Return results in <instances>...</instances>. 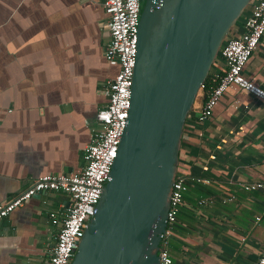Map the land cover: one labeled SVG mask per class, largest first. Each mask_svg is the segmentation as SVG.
<instances>
[{
    "label": "crops",
    "instance_id": "1",
    "mask_svg": "<svg viewBox=\"0 0 264 264\" xmlns=\"http://www.w3.org/2000/svg\"><path fill=\"white\" fill-rule=\"evenodd\" d=\"M244 18L231 35L243 32ZM107 20L99 0H0V202L43 174L84 167L118 69L103 55ZM223 70L217 57L210 74ZM243 73L264 89V35ZM177 170L212 181L188 186L169 244L173 264H253L264 245V102L230 85L211 117L185 121ZM243 182L262 185L244 190ZM68 202L49 191L2 218L0 264H46L56 231L49 211Z\"/></svg>",
    "mask_w": 264,
    "mask_h": 264
},
{
    "label": "water",
    "instance_id": "2",
    "mask_svg": "<svg viewBox=\"0 0 264 264\" xmlns=\"http://www.w3.org/2000/svg\"><path fill=\"white\" fill-rule=\"evenodd\" d=\"M251 1H144L128 123L70 264H159L187 115Z\"/></svg>",
    "mask_w": 264,
    "mask_h": 264
},
{
    "label": "built area",
    "instance_id": "3",
    "mask_svg": "<svg viewBox=\"0 0 264 264\" xmlns=\"http://www.w3.org/2000/svg\"><path fill=\"white\" fill-rule=\"evenodd\" d=\"M99 2L108 16L106 26L109 41L103 55L109 65L118 69L104 90L107 102L95 113L97 128L93 130L91 142L84 149L85 165L76 173L43 174L16 195L0 202L1 220L39 192L61 191L68 194V205L49 211L56 231L48 250L49 258L46 264L71 263L89 217L94 213L102 187L109 178L123 130L128 123L141 0ZM243 15V32L239 35H228L218 52L217 57L224 61V70L215 76L209 73L212 83H201L199 89L203 92V102L201 105L193 104L186 120L194 117L197 121H204L211 117L221 96L230 85L242 88L264 102V89L246 78L243 73L247 61L264 35V0H252ZM211 181L205 176H189L177 170L172 184L166 227L159 242V264H173L169 244L174 236L177 215L189 184L208 185ZM261 185L259 182H243L241 187L244 190H255ZM232 197L229 194L225 200L231 201ZM206 202V199H200L199 206L205 205ZM253 264H264V245Z\"/></svg>",
    "mask_w": 264,
    "mask_h": 264
},
{
    "label": "trees",
    "instance_id": "4",
    "mask_svg": "<svg viewBox=\"0 0 264 264\" xmlns=\"http://www.w3.org/2000/svg\"><path fill=\"white\" fill-rule=\"evenodd\" d=\"M241 18H242V16H241ZM205 82H207L208 84L212 83V82H211L210 75L207 76V78L205 79ZM178 214H179V213H178ZM177 217H178V215H177Z\"/></svg>",
    "mask_w": 264,
    "mask_h": 264
},
{
    "label": "rangeland",
    "instance_id": "5",
    "mask_svg": "<svg viewBox=\"0 0 264 264\" xmlns=\"http://www.w3.org/2000/svg\"><path fill=\"white\" fill-rule=\"evenodd\" d=\"M143 4H144V1L142 0V2H141V10H142V7H143ZM245 12H246V10H245ZM243 17V16H242ZM240 21V20H239ZM239 21H238V23H239ZM232 32L233 31H231V33L229 34V36L232 34ZM170 246V245H169ZM169 250H170V247H169Z\"/></svg>",
    "mask_w": 264,
    "mask_h": 264
},
{
    "label": "flooded vegetation",
    "instance_id": "6",
    "mask_svg": "<svg viewBox=\"0 0 264 264\" xmlns=\"http://www.w3.org/2000/svg\"><path fill=\"white\" fill-rule=\"evenodd\" d=\"M143 1H145V0H143ZM141 2H142V0H141Z\"/></svg>",
    "mask_w": 264,
    "mask_h": 264
}]
</instances>
